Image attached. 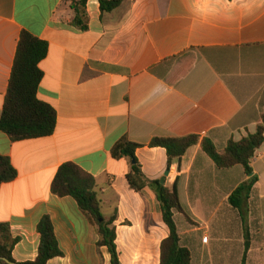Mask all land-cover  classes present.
Here are the masks:
<instances>
[{
  "label": "crops",
  "instance_id": "obj_1",
  "mask_svg": "<svg viewBox=\"0 0 264 264\" xmlns=\"http://www.w3.org/2000/svg\"><path fill=\"white\" fill-rule=\"evenodd\" d=\"M73 1L0 0V112L22 31L48 46L37 97L56 112L48 137L14 142L0 132V155L17 172L0 185V223L19 239L12 259H35L36 226L48 216L62 256L47 264H113L76 202L51 193L58 168L73 163L95 180L118 264H160L169 230L156 196L134 191L132 161L110 155L126 139L141 146L147 180L168 172L164 186L187 215L173 218L190 264H264V144L241 211L227 199L248 178L242 167L218 169L199 142L167 169L165 150L148 147L196 135L221 150L254 133L264 112V0H122L109 13L86 0V31L71 25Z\"/></svg>",
  "mask_w": 264,
  "mask_h": 264
},
{
  "label": "trees",
  "instance_id": "obj_2",
  "mask_svg": "<svg viewBox=\"0 0 264 264\" xmlns=\"http://www.w3.org/2000/svg\"><path fill=\"white\" fill-rule=\"evenodd\" d=\"M100 11L109 13L118 8L122 0H98ZM86 0H75L71 8L74 18L71 25L81 31L88 29V17L85 11ZM48 51L44 41L37 39L26 31H22L16 47L14 61L8 81L3 108L0 112V132L11 141H23L48 137L53 134L56 126V112L47 103L37 97V89L42 80L39 63ZM200 142L202 150L214 162L218 169L226 170L240 166L248 177L228 197V203L235 209L241 208L247 201L257 179L252 176L250 166L256 150L264 144V112L260 115L254 133L248 134L238 142L228 141L218 150L208 139L199 141L196 135L177 138H154L149 148H163L167 156V169L176 161L180 162L188 148ZM140 145L126 139L119 141L111 150L114 159L126 158L133 163L127 180L130 187L140 192L148 186L154 192L160 205L162 217L169 230V236L161 243L160 264H190V252L180 246V239L174 222V212L187 216L182 209L175 187L168 188L159 181L147 180L135 156ZM17 177L16 169L8 157L0 155V185L9 183ZM51 193L58 197L72 198L82 214L94 225L98 234V246H106L112 262H117L114 244L115 232L110 228V221H105L100 213V203L95 191L94 178L73 163L62 164L51 183ZM39 235L37 255L33 261L16 263L12 259V250L18 242L13 238L7 224L0 223V264H47L50 260L62 256L58 247L52 222L48 216L40 219L36 226ZM245 248H248L246 243ZM118 263V262H117Z\"/></svg>",
  "mask_w": 264,
  "mask_h": 264
},
{
  "label": "water",
  "instance_id": "obj_3",
  "mask_svg": "<svg viewBox=\"0 0 264 264\" xmlns=\"http://www.w3.org/2000/svg\"><path fill=\"white\" fill-rule=\"evenodd\" d=\"M132 163H134V162H132ZM168 174V172H165V174H164V177H162L160 180H159V183L161 184V185H164V180H165V176ZM113 264H118L117 262H114Z\"/></svg>",
  "mask_w": 264,
  "mask_h": 264
},
{
  "label": "built area",
  "instance_id": "obj_4",
  "mask_svg": "<svg viewBox=\"0 0 264 264\" xmlns=\"http://www.w3.org/2000/svg\"><path fill=\"white\" fill-rule=\"evenodd\" d=\"M203 241L205 242L206 241V238H204Z\"/></svg>",
  "mask_w": 264,
  "mask_h": 264
}]
</instances>
